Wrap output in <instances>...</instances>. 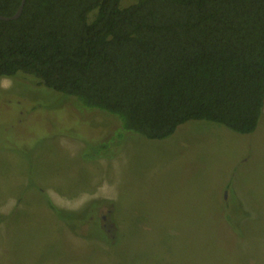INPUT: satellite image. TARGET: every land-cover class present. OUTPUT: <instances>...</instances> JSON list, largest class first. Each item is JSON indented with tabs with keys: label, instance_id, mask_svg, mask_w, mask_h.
Segmentation results:
<instances>
[{
	"label": "rangeland",
	"instance_id": "rangeland-1",
	"mask_svg": "<svg viewBox=\"0 0 264 264\" xmlns=\"http://www.w3.org/2000/svg\"><path fill=\"white\" fill-rule=\"evenodd\" d=\"M0 264H264V108L249 134L189 120L153 140L1 78Z\"/></svg>",
	"mask_w": 264,
	"mask_h": 264
},
{
	"label": "trees",
	"instance_id": "trees-1",
	"mask_svg": "<svg viewBox=\"0 0 264 264\" xmlns=\"http://www.w3.org/2000/svg\"><path fill=\"white\" fill-rule=\"evenodd\" d=\"M20 3L0 0V14ZM19 72L148 139L189 120L249 134L264 108V0H26L0 19V79Z\"/></svg>",
	"mask_w": 264,
	"mask_h": 264
},
{
	"label": "water",
	"instance_id": "water-1",
	"mask_svg": "<svg viewBox=\"0 0 264 264\" xmlns=\"http://www.w3.org/2000/svg\"><path fill=\"white\" fill-rule=\"evenodd\" d=\"M25 1L26 0H21V3L19 5V7L17 8L16 12L13 15H11V16H5V15H1L0 14V19L10 20V19H16V18H18L21 15L22 11H23V7H24V4H25Z\"/></svg>",
	"mask_w": 264,
	"mask_h": 264
},
{
	"label": "crops",
	"instance_id": "crops-1",
	"mask_svg": "<svg viewBox=\"0 0 264 264\" xmlns=\"http://www.w3.org/2000/svg\"><path fill=\"white\" fill-rule=\"evenodd\" d=\"M258 123H259V122H258ZM257 127H258V125H257ZM244 161H247V160H244ZM261 209H262V205H261V207H260V210H261ZM259 217H261L260 214H259Z\"/></svg>",
	"mask_w": 264,
	"mask_h": 264
},
{
	"label": "flooded vegetation",
	"instance_id": "flooded-vegetation-1",
	"mask_svg": "<svg viewBox=\"0 0 264 264\" xmlns=\"http://www.w3.org/2000/svg\"><path fill=\"white\" fill-rule=\"evenodd\" d=\"M105 217L103 216V219H104Z\"/></svg>",
	"mask_w": 264,
	"mask_h": 264
}]
</instances>
